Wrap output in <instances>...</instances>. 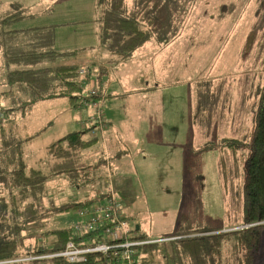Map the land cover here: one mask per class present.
<instances>
[{"label": "rangeland", "instance_id": "obj_1", "mask_svg": "<svg viewBox=\"0 0 264 264\" xmlns=\"http://www.w3.org/2000/svg\"><path fill=\"white\" fill-rule=\"evenodd\" d=\"M140 1L147 2V0ZM13 5L22 6V9L27 10L29 15L14 21L11 28L4 22L6 26L0 32L2 44H5L4 31L29 32L39 26H50L55 29V49L58 51H76L78 48L92 47L97 44L96 21L100 12L96 9V0H0V22L12 14L7 13L12 11ZM256 5V0H199L194 6V13L189 14L188 22L180 19L173 20L171 30V35L174 37L170 48L172 55L178 54L185 41L186 51H188L186 56L189 55L191 59L185 65V70L169 73L168 79L183 80L190 85L197 84L194 97L200 98L199 104L203 111H206V116L208 115V124L212 120H218L220 108L223 115L226 112V106L229 105L231 109L227 110L225 116L238 118L239 121L236 123L240 124V128L242 126L247 128L246 133L251 132L253 128L255 112L264 87V32L256 31L251 34L253 24L257 22ZM8 37L14 38L13 36ZM16 40L11 44L8 43L7 46L22 50L25 45L24 36L17 35ZM104 52L105 55H111L105 50ZM160 58L168 61L172 57L165 55ZM80 62L81 58L77 56L64 59V64L77 65ZM106 66L114 70L113 73L110 72V76L103 77L106 87L109 86L112 90L122 85L121 79L129 81L131 75L136 78L139 73V68L135 65L126 67V69L119 68L120 66L117 67L113 63ZM169 66L168 62L163 63L162 74L166 73ZM150 67L152 69L151 64ZM126 71L127 77L124 78L122 76ZM8 73V65L6 60L1 58L0 53V111L2 112L0 152L4 151V147L9 149L11 147L4 143L16 145L18 140L23 141L22 149L27 166L31 168L30 170L39 171L41 176L35 191H31V194H23L19 200L20 206L17 210L21 213L20 221L24 223L30 215L37 211L36 227L38 228L42 226V229L50 231L75 229L84 221L77 209L72 208L61 212L57 209L70 204H78L84 197L82 193L89 191L92 185H85L80 191L73 183L75 174L70 179V170H79L89 165V162L91 165L97 164V169L90 168L89 174L98 177L100 181L103 166L99 164L101 160L99 158L102 155H94V158L97 157L98 160L89 159L92 151L90 153L84 150L81 154L71 150L67 143L62 146L64 151H59L58 148L51 150L50 147L67 134L82 129V126L92 125L97 117L92 122L91 114L93 115L94 110L100 112V104L97 100L103 99L107 94L105 93L106 96L101 94L97 81L95 88L94 85L85 83V81L84 86L89 91L97 89L96 97L85 90L87 96L90 97L89 106L91 108L86 106L76 108L68 99L58 98L37 103L30 113L22 116L20 110L8 111L13 107L11 101L18 95V93L11 95L9 92ZM176 92V95H168L172 107L185 108L188 98L187 89L182 92L179 89ZM232 92L234 95L239 92V96H233ZM17 97L20 102L27 101L24 96L18 95ZM4 124L6 129L2 128ZM99 131L96 132L97 146L101 147L105 141ZM237 135L239 134L235 136ZM27 136L34 138L25 142ZM135 138L132 135L122 137L126 143L122 145L120 152L124 153L127 163L114 160L112 176L115 181L116 198L122 201L123 212L125 213L126 209V213L133 216L130 221L132 225L136 226L139 223L140 233L145 234L148 239H158V242H164L167 239L161 238L174 233L169 231L170 227L215 230L242 222L243 210H240L238 197L233 198L228 194L225 196L222 194L221 197L215 184L211 185L208 200L201 199V194L193 195L195 199L192 201L188 199L193 193L188 191L192 183L190 176L193 168L185 165L182 170L180 163L183 162V156L170 155L171 153L176 154L177 151L167 144V137H152L151 141L146 138L147 142H139ZM110 146H112L111 152L116 155L115 145L110 144ZM246 147L243 141V144L235 146L234 150L237 152ZM84 154L86 156H83ZM221 154L222 161L228 157L226 165L230 174L227 173V176L231 180L234 178L237 184L243 183V175L237 173L240 166L234 164V152H221ZM82 171L87 173V170ZM78 172L80 174V170ZM2 178L4 180L0 178V182L8 179L7 176ZM196 179L199 180V178ZM208 179L210 178L205 179V183ZM103 192L107 194V191L103 190ZM27 203L33 206H28ZM190 207L193 208L191 213H189ZM181 211L189 217L193 214L199 216V219L196 218V222L191 219H182V223L172 225L171 223L178 220ZM9 218L12 220V217ZM254 225H243L240 228ZM28 230L27 225L24 235H28ZM202 235L205 234L202 233ZM26 238L24 240L26 247H19V252L28 251L29 254L25 256L27 258L22 257L17 261H32L29 258L39 255L38 251L53 246L51 236H46L44 241L39 240V242ZM254 264H264V228H262L260 250Z\"/></svg>", "mask_w": 264, "mask_h": 264}, {"label": "trees", "instance_id": "obj_2", "mask_svg": "<svg viewBox=\"0 0 264 264\" xmlns=\"http://www.w3.org/2000/svg\"><path fill=\"white\" fill-rule=\"evenodd\" d=\"M96 1L97 11L100 12L97 19L99 48L109 52L112 57L111 64H116L119 67L129 63L136 57L138 51L149 49V53H151L152 49L157 51L170 49L172 47L171 42L174 41V37L171 35L173 20L180 19L188 22L189 14L194 13V6L199 0H147L146 3L140 0ZM256 2V9H258L256 13L257 22L255 21L253 24L251 34L256 31L264 32V0H256ZM21 11L20 5H13L12 14L0 22V32L6 26L4 22L11 28V24L22 17ZM196 26H198V23H196ZM17 35L24 36L25 45L22 50L21 48L14 49L12 46H7L8 43L11 44L12 41L17 39ZM3 36L5 44L0 42V46H2L0 53L1 58L6 60L9 68L7 87L10 89L11 95L18 93L19 96L27 98V101L20 102L17 95L11 101L13 107L8 111L20 110L22 116H26L31 112L34 105L42 101L67 98L73 107L78 108L90 100L85 90L89 94L90 91L85 88L84 82L86 78L90 81L92 79L97 81L95 75H93L94 73L91 74V70L96 69L94 68L95 65H88L91 69L87 76L81 79L80 70L85 65L62 64V60L75 56L80 51L60 52L56 50L55 29L53 27L32 29L29 32L20 30H12L11 32L8 30L3 32ZM186 47L187 44L184 41L183 48L179 50L178 54H174L179 56L180 59H191L189 55L180 56L181 51L184 52V55H187ZM147 58L149 59L150 55H147ZM147 58L146 60H148ZM179 68L183 67H177L178 70ZM104 72V68L101 67V71L98 72L100 78ZM177 82L178 80H174L173 83L176 84ZM196 86L197 84H191L190 91L194 93ZM192 97H194V94ZM226 107L227 110L230 106L227 105ZM255 113L251 132L246 133L248 129L242 126L237 136H233L230 131L225 136L222 135L218 138L215 137V140L207 141L205 146L201 145V150L203 148L213 150L220 147L221 152H234V164L240 166L237 173L243 175V183L239 182L237 184L234 178L231 180L227 176V173L230 174L226 165L228 157L223 161L221 160V166L224 173L225 195H231L233 198L234 196L238 197L240 210H243L242 222L215 230L178 228L174 233L161 238L167 239V241L135 246L133 248L135 258L131 264L255 263L262 241V228H264V223L262 224L264 222V87ZM1 114L0 111V117ZM97 117L94 124L97 122L105 124L103 115H97ZM225 117L223 113V119ZM227 121L228 119H225L223 124ZM231 121H234V118ZM5 126L4 124L2 128L6 129ZM88 132H90V129L67 134L56 144L51 145L50 149L56 150L58 148L59 151H64L62 146L67 143L71 150L81 153L94 146L97 141L96 138L92 140L83 138V135ZM32 138L34 137L27 136L25 142L32 140ZM18 141V143H15L16 145L4 143L11 145V147L10 149L4 147V151L0 152V178L2 180H4L3 176L8 178L5 182H0V187H2V189L0 188V264H128L126 262L121 263L112 252L109 255L90 253L84 263H73L66 257L40 258L25 262L17 261L29 254L28 251L19 252V247H26V244L24 245L26 237L34 242L44 241L46 236L52 237L53 246L38 251L39 255L36 256L60 253L69 242H73L77 248L83 249L85 247H96L99 243L107 241L104 235L106 227L92 230L83 224L84 218V221L78 224L75 229H58L54 231L44 230L42 226L36 227L37 211L34 214L31 213L33 215H30L24 223L20 221L19 216L21 213L17 210V207L20 206L19 200L23 194H31V191H35L41 176L39 171L30 170L31 168L27 166L22 149L23 141ZM243 141L247 147L236 152L234 147L243 144ZM76 172H78V169L70 170V179ZM79 175L73 180L78 188L92 183V178L87 182L83 179L86 177L85 175ZM111 195L112 193H109L108 198ZM94 198L78 204H70L57 210L61 212L76 208L79 211L104 201L107 194L95 196ZM27 205L33 206V204L28 203ZM9 217H12V220ZM179 222H183V220L180 219ZM253 224L255 225L240 228L243 225ZM27 225L29 226L28 235H24ZM222 230L229 231L223 232ZM7 231L8 234H6ZM202 233L205 235H202ZM130 239L133 241L156 240L148 239L145 234L140 233V229H135Z\"/></svg>", "mask_w": 264, "mask_h": 264}, {"label": "crops", "instance_id": "obj_3", "mask_svg": "<svg viewBox=\"0 0 264 264\" xmlns=\"http://www.w3.org/2000/svg\"><path fill=\"white\" fill-rule=\"evenodd\" d=\"M96 9H97V1H96ZM21 10L22 13L21 12L20 13L22 17L20 19L24 18L26 15L27 16L29 15L27 10L22 9V6H21ZM11 12H13V9L12 11H9L7 14ZM96 26H97V21H96ZM42 27H47V26H39V27H35L34 29H38ZM54 40L56 42V39ZM77 50H79L80 53H78L75 56L81 58V62L77 65L78 66L85 65L86 67H88V65H95L94 68L96 69L91 70V74L94 73L93 75H95L97 84H99L100 86V88L98 89L101 90V94H105V93L107 94V96L105 94L106 97H104L103 99L100 98L97 100V102L100 104L99 107L100 112H96L94 110L93 115L91 114L90 117V119L93 122V119H95L97 115L100 116L103 115L105 124L99 122H98L99 124L93 123L92 125L89 124L87 126H82L81 127L82 129L76 130V131H82V130L90 129V132L83 135L84 136L83 138L88 140L90 139L92 140L94 138L98 139L96 132L100 130L99 132L102 133V138L105 141V144H103L101 147L97 146V141H96L94 146H92L88 150H85V152H90V153L91 151L93 152L92 155L89 157V159L98 160L97 157L94 158V155L96 156L102 155L99 158L101 159L99 164L103 166V172H102V180L99 181L98 177L91 176L89 174L90 168L97 169L98 167L97 164L91 165L90 162L88 161L89 165H86L79 169L80 171L84 169L87 170L88 172V173H83L84 171H82L80 173V175L86 176L83 178L84 180L86 179V181L88 182L89 180L93 179L92 183L89 184L92 185V187H90L89 191L87 190L84 193H82L84 197L83 199H81L82 201H80L79 203L83 201L85 202L90 199H95L94 198L95 196L106 194L103 192V190L107 191V198L101 203L102 204L105 202L107 203V201L110 200L111 198V197L108 198V194L111 193V191H113L114 194L116 193L115 185H114L115 181L112 176V171H113L112 163L114 162V160L127 163V161L124 158V153H121L120 151L122 145H125L126 143L125 141H123L122 137H126L129 135L135 136L136 137L135 139L138 140L139 142L140 141L147 142L146 138L149 139V141H151L150 139L152 137H158V138L167 137V144L171 147H174V151H177L176 154L173 155V153H171L170 155L176 157L183 156L184 163L183 162L180 163L182 170L184 169L185 165L188 166L189 168L191 167L193 168L192 174L190 176L192 183L188 190L190 192H193L188 197L190 201H192V199H195V197L193 196L195 194H201L202 195L201 199L208 200L210 197L212 184L213 185L215 184L217 189H219L221 197L222 194H224L225 196V187L223 182L224 173L223 171H221L222 158L221 159L219 158L221 154V150L220 148L213 150H205L203 148V150H201L202 148L201 145L205 146V143L207 141L215 140L214 139L215 137L218 138L222 135L225 136L230 131L231 134L235 136L240 129V124L238 125L236 123L237 121H239V119L235 118L234 121H231L232 117L227 115L225 119H228V121L223 124L225 119H223L222 111L220 112L221 110L220 108L217 116L218 120L215 121L212 120L208 124L207 122L208 115L206 116V111H203V108L200 106L199 104L200 99L198 97H192L194 93L190 91V84H187L186 81L183 80L178 81L176 84H174L173 83L174 80L168 79L169 73L185 70L186 69L185 65L190 62L189 59L187 58L180 59L178 58L179 56H176L175 54L172 55L170 49L158 50V51L152 49L151 53H149V49L138 51L139 53H137L136 57H134L129 63H126L125 65L119 67L126 69V67L128 68L134 65L138 66L139 73L137 77L134 78L131 75V79L129 81H127L128 79H121L122 85H119V87H116L115 89L112 90L111 87L109 86L106 87V83L103 81V77L105 75L110 76L111 73H113L114 71L113 69L111 70L108 66H106L111 64L110 60L112 57L111 55H105L106 53L104 52V50L99 48L98 40H97V44L92 47L78 48ZM60 52H72V51H60ZM147 55H150L149 59L147 58ZM165 55H170V57L172 58L168 61H166L164 58H160V57H164ZM180 56L185 57L186 55H184V52H182ZM146 58L148 60H146ZM164 62H168L170 66L167 69L166 73L162 74L163 72L161 69L163 67ZM180 62H182V64H180ZM62 64H64L63 60H62ZM150 64L152 65V69L150 67ZM67 65H75V64L68 63ZM177 65L178 67L180 66L183 68H179V70L177 68L175 69ZM101 67L104 68L105 72L100 78L98 72L101 71ZM126 73L127 71L123 73L122 77L126 78L127 77ZM86 76H82L81 79L85 78ZM85 83L94 85V88L95 85H97L94 79L90 81L86 78ZM111 84L113 83L111 82ZM104 86L105 88L103 89ZM179 89L181 92L187 89V96H188L187 106L182 109H175L172 107L168 95H176L177 94L176 90ZM231 94L233 96H239V92H236L235 93L236 95H234L233 92ZM171 97L174 98V96ZM85 103L83 106L90 107L89 101ZM228 109H231V106ZM59 140H57L56 142H58ZM110 144L115 145V149L117 151L116 155H113V153L111 152L110 148L113 145L110 146ZM83 156L86 155L84 154ZM190 159L192 160L189 161ZM78 174L79 172H77L74 176L76 177ZM196 178H199V180H197ZM207 178L210 179H208L207 183L209 184L206 186L207 183H205V179ZM194 180L196 182H194ZM83 188L84 186H81L79 188L80 191H82ZM93 194H95L94 197ZM115 198H116V194H115ZM192 210L193 208L190 207L189 213H191ZM124 216L125 219L129 221H131V218L133 217L132 215L126 213V209ZM198 217L199 216H196L194 214L189 217L186 215L185 212L183 213V211H181L178 220H175L171 224L178 225L179 223H182L179 222L180 219H191L193 222H196L197 221L196 218ZM136 228L138 229L141 228L139 223L136 225ZM176 229L177 228L170 227L169 231L174 232Z\"/></svg>", "mask_w": 264, "mask_h": 264}, {"label": "built area", "instance_id": "obj_4", "mask_svg": "<svg viewBox=\"0 0 264 264\" xmlns=\"http://www.w3.org/2000/svg\"><path fill=\"white\" fill-rule=\"evenodd\" d=\"M90 68L84 66L80 70L81 76H86L89 73ZM93 89V88H92ZM91 89V90H92ZM97 90L90 91L91 95H96ZM99 116V115H98ZM94 120V119H93ZM96 120V119H95ZM112 195L107 203H97L90 207L80 209L79 215L85 219L84 225L92 230H97L106 227L104 235L107 241L105 243H99L96 247L77 248L73 242H69L66 248L57 254L35 256L29 259L35 260L40 258H54V257H66L73 263H84L87 261V255L90 253H103L109 255L110 252L121 263L131 264L134 261L135 254L133 248L135 246L149 244L153 241H133L130 239L132 232H134L136 226L132 225V222L124 218L123 205L121 201L115 198V194L111 191ZM109 225V226H107Z\"/></svg>", "mask_w": 264, "mask_h": 264}, {"label": "water", "instance_id": "obj_5", "mask_svg": "<svg viewBox=\"0 0 264 264\" xmlns=\"http://www.w3.org/2000/svg\"><path fill=\"white\" fill-rule=\"evenodd\" d=\"M139 228V227H138ZM138 228H137V230H138Z\"/></svg>", "mask_w": 264, "mask_h": 264}]
</instances>
